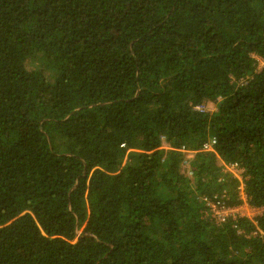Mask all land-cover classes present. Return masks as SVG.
I'll use <instances>...</instances> for the list:
<instances>
[{
	"label": "trees",
	"instance_id": "16d2710c",
	"mask_svg": "<svg viewBox=\"0 0 264 264\" xmlns=\"http://www.w3.org/2000/svg\"><path fill=\"white\" fill-rule=\"evenodd\" d=\"M261 61L264 0H0V264H264Z\"/></svg>",
	"mask_w": 264,
	"mask_h": 264
},
{
	"label": "built area",
	"instance_id": "2783aa9c",
	"mask_svg": "<svg viewBox=\"0 0 264 264\" xmlns=\"http://www.w3.org/2000/svg\"><path fill=\"white\" fill-rule=\"evenodd\" d=\"M197 109L200 110V111H205L206 107H198ZM215 144H216V140L215 139H211V140L207 141L202 146V148L199 149L198 151L190 150V149H187L185 147L179 149V152L183 155L181 168H182L183 172L188 177H192L193 176L192 170L190 168V164H191V161L193 160V158L195 157V155L198 152H210V151H212ZM228 169L235 170L236 172H234V174L240 180L243 179L242 176H241L243 171L238 166H235V165L229 166V167L226 168V170L228 171ZM240 190H241V195H242V198H243V203L241 204V206L244 205L245 207H247V212H248V215H247L248 217L247 218L252 219L251 216H250V212H251V214L252 213H256L257 215L255 217L261 215L263 213L264 209L251 206L249 204V202L247 201L244 193H243V187H240ZM206 202H207V206L209 208L208 209L209 215H211L212 218L215 219L218 223H223L227 219L235 217V216L246 217V216H242V215L239 214L241 206L236 207V208H227L224 205L220 206L218 203H212L211 201H207V200H206ZM255 217H253V219ZM261 234H262V236H264L263 233H261Z\"/></svg>",
	"mask_w": 264,
	"mask_h": 264
},
{
	"label": "rangeland",
	"instance_id": "374dc122",
	"mask_svg": "<svg viewBox=\"0 0 264 264\" xmlns=\"http://www.w3.org/2000/svg\"><path fill=\"white\" fill-rule=\"evenodd\" d=\"M259 67H260V68H263V67H264V62H263V61L260 62ZM28 68H29V69H31V68H35V66L31 64V66H28ZM214 107H215L214 105L209 104L208 106H206V109H207V110H211V111H213V110L215 109ZM163 149H167L165 143L163 144ZM226 172H231V173L233 172V173H234V172H236V171H235V170H230V169H228V171L226 170ZM236 174H237V173H236ZM239 212H240V213H239L240 215L248 217V216H247V215H248L247 207H245L244 205L241 206ZM256 215H257L256 213H252V214H251V212H250V216H251L252 219H253V217H255ZM81 231H83V228L80 229V232H81Z\"/></svg>",
	"mask_w": 264,
	"mask_h": 264
}]
</instances>
